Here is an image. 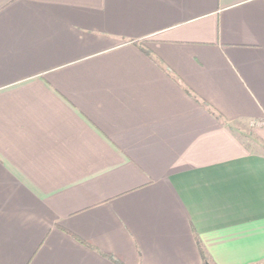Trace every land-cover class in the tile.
Returning <instances> with one entry per match:
<instances>
[{
  "label": "crops",
  "instance_id": "0c3cea01",
  "mask_svg": "<svg viewBox=\"0 0 264 264\" xmlns=\"http://www.w3.org/2000/svg\"><path fill=\"white\" fill-rule=\"evenodd\" d=\"M262 120L264 0H0V264H264Z\"/></svg>",
  "mask_w": 264,
  "mask_h": 264
},
{
  "label": "rangeland",
  "instance_id": "374dc122",
  "mask_svg": "<svg viewBox=\"0 0 264 264\" xmlns=\"http://www.w3.org/2000/svg\"><path fill=\"white\" fill-rule=\"evenodd\" d=\"M232 125L243 141L256 148L264 149V120L259 123L237 121Z\"/></svg>",
  "mask_w": 264,
  "mask_h": 264
},
{
  "label": "trees",
  "instance_id": "16d2710c",
  "mask_svg": "<svg viewBox=\"0 0 264 264\" xmlns=\"http://www.w3.org/2000/svg\"><path fill=\"white\" fill-rule=\"evenodd\" d=\"M144 50H145L146 52H149L146 48H144ZM202 104H203L207 109H209L210 111L214 112L215 115L219 116V113L215 112V111L212 109L211 105H209V104L206 103V102H202ZM199 245H200L201 255H202V258H203V264L211 263L210 260L208 259L207 255H206L204 249L202 248L201 243H199ZM106 255H107L111 260L117 262L118 264H123V263H121V262H120L115 256H113V255H111V254H106ZM211 264H212V263H211Z\"/></svg>",
  "mask_w": 264,
  "mask_h": 264
},
{
  "label": "water",
  "instance_id": "95a60500",
  "mask_svg": "<svg viewBox=\"0 0 264 264\" xmlns=\"http://www.w3.org/2000/svg\"><path fill=\"white\" fill-rule=\"evenodd\" d=\"M207 264H210V263H207Z\"/></svg>",
  "mask_w": 264,
  "mask_h": 264
}]
</instances>
